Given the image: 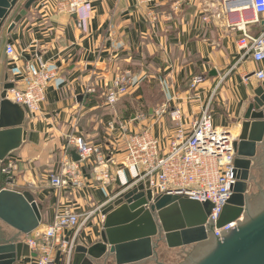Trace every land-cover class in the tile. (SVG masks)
<instances>
[{
    "label": "crops",
    "instance_id": "1",
    "mask_svg": "<svg viewBox=\"0 0 264 264\" xmlns=\"http://www.w3.org/2000/svg\"><path fill=\"white\" fill-rule=\"evenodd\" d=\"M66 0H37L7 36L3 75L14 89L23 86L24 68L39 62L55 73L38 113H25V140L5 165L12 166L7 189L29 192L42 206V228L56 212L73 214L72 229L81 226L77 245L89 247L100 238L101 210L136 179L135 168L112 167L114 181H97L95 161L79 162L80 186L68 182L53 189L49 176L72 159L64 150L69 134L119 162L124 151L121 128L139 133L148 128L167 151L178 127L190 133L210 100L212 125L237 137L238 127L261 82L264 61H239V27L252 36L264 30L252 0H89L74 14L62 11ZM131 72L127 95L114 106L104 101L106 86ZM202 82L190 87L192 78ZM178 112L174 121L172 112ZM143 114V120L138 116ZM108 161V160H107Z\"/></svg>",
    "mask_w": 264,
    "mask_h": 264
},
{
    "label": "water",
    "instance_id": "2",
    "mask_svg": "<svg viewBox=\"0 0 264 264\" xmlns=\"http://www.w3.org/2000/svg\"><path fill=\"white\" fill-rule=\"evenodd\" d=\"M36 1L0 0V180L7 157L26 135L24 109L7 99L14 89L3 75L7 36ZM238 129L235 183L215 224L210 202L153 196L148 182L125 186L101 210L99 240L89 247L76 245L72 264H264V80ZM71 156L79 161L75 152ZM41 212L29 192L0 189V264L30 257L21 239L42 228ZM233 222L234 228L214 234Z\"/></svg>",
    "mask_w": 264,
    "mask_h": 264
},
{
    "label": "built area",
    "instance_id": "3",
    "mask_svg": "<svg viewBox=\"0 0 264 264\" xmlns=\"http://www.w3.org/2000/svg\"><path fill=\"white\" fill-rule=\"evenodd\" d=\"M189 4L191 0H185ZM89 0H66L62 4V11L69 15L86 5ZM141 6H149L153 0H137ZM252 8L256 15L264 19V0H252ZM241 37L236 45L239 52V61L250 58L254 62L264 61V30L257 36L248 34L241 27L238 28ZM6 54L14 56V50L7 46ZM39 67L33 70L30 65L24 68L23 86L7 92V99L19 105L29 115L39 112L45 100L46 89L55 78V73L48 70L46 64L38 63ZM257 80H264L263 71L255 74ZM131 72L124 71L117 74L106 86V103L111 106L127 95L130 86ZM202 82L201 77H194L190 83L195 88ZM210 100L204 105L201 114L186 134L180 127L175 131L167 151L160 146L159 141L148 128L139 133H128L121 128L124 137V151L119 162L113 157L107 161L106 155L97 147L91 146L79 135L69 134L64 140V150H73L79 162L95 161L97 181L102 184L114 181L108 171V163L112 167L135 168L138 175L130 182L126 189L148 182L153 196H179L189 198L200 203L210 202L213 206L209 217L214 224L219 219L223 207L231 195V187L235 183L234 170V142L231 132L216 129L212 125ZM171 118L177 121L179 113L174 111ZM139 120L144 115L138 116ZM79 162L70 158L62 165L59 174L49 176V186L53 189L65 187L68 182L76 187L80 186L81 170ZM5 165V164H4ZM12 166H2L1 176L9 183ZM8 185V184H6ZM119 195V194H118ZM99 206L89 212L83 220L84 224L94 213L102 210ZM208 218V217H207ZM73 214L68 210L56 212L49 226L41 228L30 236H25L21 242L29 248L30 257L22 258L16 264H71L74 249L77 245L76 237L81 226L72 229ZM236 222L215 229L219 234L227 228H234ZM31 254H35L32 257Z\"/></svg>",
    "mask_w": 264,
    "mask_h": 264
},
{
    "label": "rangeland",
    "instance_id": "4",
    "mask_svg": "<svg viewBox=\"0 0 264 264\" xmlns=\"http://www.w3.org/2000/svg\"><path fill=\"white\" fill-rule=\"evenodd\" d=\"M122 98H123V97H122ZM122 98H121V99H122ZM106 99H107V93H106V90H105V93H104V101H105V103H106ZM121 99H120V100H121ZM120 100H119V102H120ZM117 103H118V102H117ZM117 103H116V104H117ZM106 104H107V103H106ZM116 104H114V105H116ZM107 105H108V104H107ZM114 105H111V106H114ZM144 117H145V116H144ZM82 138H83V137H82ZM83 139H84V138H83ZM121 139L124 140V137H123V134H122V133H121ZM86 143H87V142H86ZM87 144H88V143H87ZM234 158H235V157H234ZM110 159H111V158H110ZM110 159H109V160H110ZM109 160H108V161H109ZM1 179L4 180L5 178L2 177ZM4 181H5V180H4ZM3 188H7V185H6V184H3V186H1V189H3ZM72 258H73V256H72ZM149 261H152V259H149ZM140 263H141V262H140ZM71 264H72V262H71Z\"/></svg>",
    "mask_w": 264,
    "mask_h": 264
},
{
    "label": "trees",
    "instance_id": "5",
    "mask_svg": "<svg viewBox=\"0 0 264 264\" xmlns=\"http://www.w3.org/2000/svg\"><path fill=\"white\" fill-rule=\"evenodd\" d=\"M3 184H5V181L3 179L0 180V189H1V186H3Z\"/></svg>",
    "mask_w": 264,
    "mask_h": 264
}]
</instances>
